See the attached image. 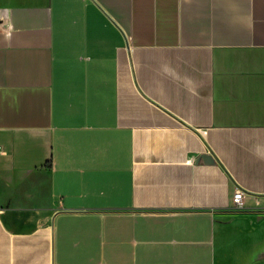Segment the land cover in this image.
Here are the masks:
<instances>
[{"label": "crops", "instance_id": "crops-1", "mask_svg": "<svg viewBox=\"0 0 264 264\" xmlns=\"http://www.w3.org/2000/svg\"><path fill=\"white\" fill-rule=\"evenodd\" d=\"M0 264H264V0H0Z\"/></svg>", "mask_w": 264, "mask_h": 264}, {"label": "built area", "instance_id": "built-area-1", "mask_svg": "<svg viewBox=\"0 0 264 264\" xmlns=\"http://www.w3.org/2000/svg\"><path fill=\"white\" fill-rule=\"evenodd\" d=\"M242 196H243V190L238 188L233 194L232 202L233 206L232 209L234 211H242L245 210V207L243 206L242 203Z\"/></svg>", "mask_w": 264, "mask_h": 264}, {"label": "water", "instance_id": "water-1", "mask_svg": "<svg viewBox=\"0 0 264 264\" xmlns=\"http://www.w3.org/2000/svg\"><path fill=\"white\" fill-rule=\"evenodd\" d=\"M199 158H202L204 161H207V162H213L214 161V157L210 153L201 155ZM199 158H198V160H199Z\"/></svg>", "mask_w": 264, "mask_h": 264}]
</instances>
